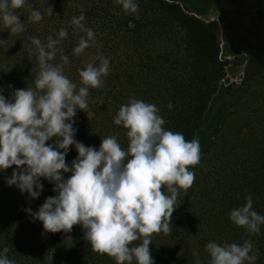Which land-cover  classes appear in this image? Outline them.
I'll list each match as a JSON object with an SVG mask.
<instances>
[{
    "label": "trees",
    "instance_id": "1",
    "mask_svg": "<svg viewBox=\"0 0 264 264\" xmlns=\"http://www.w3.org/2000/svg\"><path fill=\"white\" fill-rule=\"evenodd\" d=\"M137 3L138 13L126 14L113 0H25L21 8L11 10L24 23L25 35L0 26V88L8 98L14 89L34 87L38 66L35 58L28 57L27 37L35 35L46 43L48 36L55 39L58 30L66 27L68 36L57 47L69 58L64 65L69 79L79 85L77 69L97 54L110 60L103 86L89 89L87 112L77 109V141L98 148L102 137L115 135L126 148V129L115 125L113 117L130 97L156 105L166 129L183 133L186 140L199 137L201 160L189 166L194 182L187 192H178L170 231L151 236L154 264H208L207 242L242 244L246 239L257 251L255 264H264V225L258 234H249L228 216L231 209L245 203L247 195L252 197L253 209L264 215V127L250 131L252 138L244 141L221 140L220 122L230 105L214 121L208 118L227 65L221 57L219 21L202 18L213 0H194L197 11L180 0ZM32 10L41 12L39 22L28 19ZM81 12L82 23L95 33L96 45L77 56L72 49L84 33L69 21ZM59 57L58 52L51 63H60ZM170 102L171 109L167 107ZM69 147L66 163L78 154L74 145ZM15 167L0 171V254L14 264H116L114 258L92 251L80 225H73L70 232L52 233L44 231L41 221L33 222L23 209L38 210L48 196L56 194L54 185L41 178L40 196L26 199L27 193L6 184L5 178ZM70 174L64 173L65 178ZM70 234L74 236L68 247L61 249L62 240Z\"/></svg>",
    "mask_w": 264,
    "mask_h": 264
},
{
    "label": "clouds",
    "instance_id": "2",
    "mask_svg": "<svg viewBox=\"0 0 264 264\" xmlns=\"http://www.w3.org/2000/svg\"><path fill=\"white\" fill-rule=\"evenodd\" d=\"M113 3L126 14L138 13L137 0ZM24 4L25 0H0V26L25 35L24 23L11 11ZM28 19L39 22L42 14L32 10ZM84 19L81 12L69 21L84 33L72 49L77 56L96 45L95 33L82 23ZM67 36L66 27L58 30L55 39L48 36L46 43L35 35L28 36V57L35 58L38 66L34 87L14 89L8 98L0 88V171L16 166L5 178L6 184L27 193L26 199L40 196L41 178L53 183L56 194L48 196L38 210L23 209L33 222H42L44 231L70 232L78 224L93 252L114 258L116 264H154L151 236L170 231L178 192H187L194 182L189 166L201 160L199 137L186 140L183 133L166 129L156 105L130 97L113 117L115 125L126 129V148L115 135L102 137L98 148L77 141V109L87 112L89 89L103 86L110 60L99 54L91 57L77 69L78 85L65 75L69 58L57 47ZM58 52L60 63H51ZM167 107H173L171 102ZM53 137V143L46 144ZM71 145L78 154L66 163ZM64 173L71 174L65 178ZM228 216L249 234H258L264 225V215L253 209L251 195ZM136 240L141 242L131 245ZM204 247L208 264H255L258 255L247 239L242 244L209 241ZM0 264L14 261L0 254Z\"/></svg>",
    "mask_w": 264,
    "mask_h": 264
},
{
    "label": "rangeland",
    "instance_id": "3",
    "mask_svg": "<svg viewBox=\"0 0 264 264\" xmlns=\"http://www.w3.org/2000/svg\"><path fill=\"white\" fill-rule=\"evenodd\" d=\"M180 2L183 6L197 11L193 5L194 0H180ZM202 18L217 19L218 13L212 9L207 15H202ZM220 36L221 57L227 61L226 75L221 82L220 91L211 103L208 118L214 121L222 109L230 105L220 122L221 134H223L220 139H234L235 142H240L252 138L250 131L256 128L261 130L264 127V69L259 64L248 65L247 55L226 47L222 30ZM73 236L74 234H70L62 240L61 249L68 247Z\"/></svg>",
    "mask_w": 264,
    "mask_h": 264
},
{
    "label": "flooded vegetation",
    "instance_id": "4",
    "mask_svg": "<svg viewBox=\"0 0 264 264\" xmlns=\"http://www.w3.org/2000/svg\"><path fill=\"white\" fill-rule=\"evenodd\" d=\"M212 9L218 13L215 20L221 25L226 47L247 55L248 65L259 64L264 69V0H213L203 15Z\"/></svg>",
    "mask_w": 264,
    "mask_h": 264
}]
</instances>
